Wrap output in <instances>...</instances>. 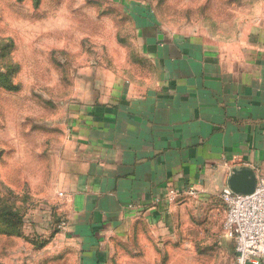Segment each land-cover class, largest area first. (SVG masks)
I'll list each match as a JSON object with an SVG mask.
<instances>
[{"label": "crops", "instance_id": "0c3cea01", "mask_svg": "<svg viewBox=\"0 0 264 264\" xmlns=\"http://www.w3.org/2000/svg\"><path fill=\"white\" fill-rule=\"evenodd\" d=\"M214 2L197 26L152 31L137 62L97 67L74 94L53 217L20 228H52L35 264H188L194 221L243 172L264 174V0ZM12 240L27 243L0 233Z\"/></svg>", "mask_w": 264, "mask_h": 264}, {"label": "rangeland", "instance_id": "374dc122", "mask_svg": "<svg viewBox=\"0 0 264 264\" xmlns=\"http://www.w3.org/2000/svg\"><path fill=\"white\" fill-rule=\"evenodd\" d=\"M214 1L0 0V233L27 242L1 241L0 264H35L34 251L51 235L25 238L20 228L53 217L55 154L74 94L97 67L137 62L152 31L197 26ZM225 217L217 198L194 221L182 242L188 264H233Z\"/></svg>", "mask_w": 264, "mask_h": 264}, {"label": "built area", "instance_id": "2783aa9c", "mask_svg": "<svg viewBox=\"0 0 264 264\" xmlns=\"http://www.w3.org/2000/svg\"><path fill=\"white\" fill-rule=\"evenodd\" d=\"M251 194L228 188L221 195L226 229L234 239V264H264V174L255 177ZM191 195L198 196L194 191Z\"/></svg>", "mask_w": 264, "mask_h": 264}, {"label": "water", "instance_id": "95a60500", "mask_svg": "<svg viewBox=\"0 0 264 264\" xmlns=\"http://www.w3.org/2000/svg\"><path fill=\"white\" fill-rule=\"evenodd\" d=\"M255 183V177L245 171L232 181L231 190L239 194H251L255 190Z\"/></svg>", "mask_w": 264, "mask_h": 264}]
</instances>
